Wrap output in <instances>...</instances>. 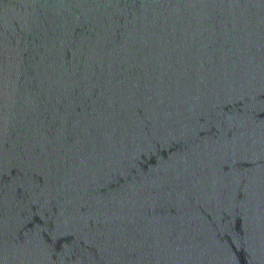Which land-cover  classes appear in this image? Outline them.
Wrapping results in <instances>:
<instances>
[{"label":"water","instance_id":"95a60500","mask_svg":"<svg viewBox=\"0 0 264 264\" xmlns=\"http://www.w3.org/2000/svg\"><path fill=\"white\" fill-rule=\"evenodd\" d=\"M0 264H264V0H0Z\"/></svg>","mask_w":264,"mask_h":264}]
</instances>
